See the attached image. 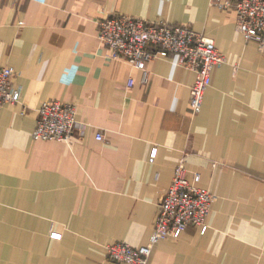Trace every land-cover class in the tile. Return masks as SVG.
<instances>
[{
	"label": "crops",
	"instance_id": "1",
	"mask_svg": "<svg viewBox=\"0 0 264 264\" xmlns=\"http://www.w3.org/2000/svg\"><path fill=\"white\" fill-rule=\"evenodd\" d=\"M118 13L213 40L225 61L199 112L176 55L149 61L142 82L107 54L98 21ZM234 18L209 0H0V65L21 91L0 107V264H128L105 244L147 242L179 161L216 198L203 233L158 241L148 264H264V51ZM46 99L76 107L68 140L32 138Z\"/></svg>",
	"mask_w": 264,
	"mask_h": 264
},
{
	"label": "built area",
	"instance_id": "2",
	"mask_svg": "<svg viewBox=\"0 0 264 264\" xmlns=\"http://www.w3.org/2000/svg\"><path fill=\"white\" fill-rule=\"evenodd\" d=\"M211 5L234 12V26L245 40L254 41L264 51V0H209ZM97 38L112 58H122L142 71V82L148 80L149 61L176 55V62L195 73L189 87V109L200 111L205 89L211 83L212 71L225 61L213 40L185 24L150 21L127 14H114L98 21ZM15 75L10 65H0V107L20 101L19 87L11 84ZM128 80V85L132 83ZM38 117L33 139L65 141L78 124L76 107L58 100H43L37 107ZM101 139V133L96 134ZM215 165V164H214ZM194 181L199 174L194 173ZM216 195L191 182L182 161L173 169L171 181L161 195L153 228L146 243L134 247L122 241L105 244L107 257L128 264H148L153 246L160 240L177 238L189 225L206 230V218Z\"/></svg>",
	"mask_w": 264,
	"mask_h": 264
}]
</instances>
